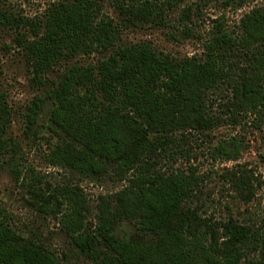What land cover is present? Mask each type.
I'll list each match as a JSON object with an SVG mask.
<instances>
[{
	"label": "trees",
	"instance_id": "trees-1",
	"mask_svg": "<svg viewBox=\"0 0 264 264\" xmlns=\"http://www.w3.org/2000/svg\"><path fill=\"white\" fill-rule=\"evenodd\" d=\"M226 1L237 7L246 2ZM114 2L133 24L160 17L164 0ZM15 20L0 11V25L12 27ZM224 24L221 18L202 55L173 58L150 42L120 45L122 30L97 0H65L52 6L45 25L25 42L39 84L57 66L75 61L52 93L50 122L57 140L49 164L89 176L111 170L126 182L114 198L100 197L95 225L78 185L42 189L32 201L59 221L92 264H264V224L216 216L215 202L198 200L208 174L199 165L176 167L192 161L194 135L238 124L245 116L264 120V6L246 14L237 30ZM96 54L103 55L97 63L83 61ZM44 101L37 98L29 107L26 130L39 120ZM217 102L223 103L218 111ZM11 123L0 85V159L18 147L7 137ZM244 148L240 138L231 137L210 153L220 162H237ZM10 164L27 184L16 158ZM228 176L237 199L252 200V190L244 193L247 172L232 170ZM122 218L155 239L119 238L115 228ZM0 264L63 262L55 251L21 236L0 205Z\"/></svg>",
	"mask_w": 264,
	"mask_h": 264
},
{
	"label": "rangeland",
	"instance_id": "rangeland-1",
	"mask_svg": "<svg viewBox=\"0 0 264 264\" xmlns=\"http://www.w3.org/2000/svg\"><path fill=\"white\" fill-rule=\"evenodd\" d=\"M65 0H0V11L16 19V25H0V85L6 93L12 110V123L7 137L18 147L10 149L9 155L0 159V205L11 215L18 233L55 251L63 264H92L72 243L59 221L32 205L35 195L48 187L63 185L80 186L88 198L86 216L95 225L99 215L101 196L114 198L126 182L118 181L113 171L102 175L89 176L54 167L48 162L51 144L57 137L50 122L53 108L52 93L63 73L74 64L57 66L43 85L35 80L32 59L24 48L39 26H44L54 4ZM122 30L120 45L141 42L152 43L159 51L173 58H186L204 53V45L214 36L218 21L224 18V26L229 31L237 30L240 20L253 8L264 6V0H246L242 7L228 6L226 0H185L168 2L164 0L160 17L145 22L131 23L114 0H97ZM103 55H93L83 59L95 64ZM45 101L37 123L26 130V114L35 99ZM222 102L215 103L216 111ZM219 106V107H218ZM238 124H226L214 130L194 135L192 141L193 158L190 163L181 160L176 167L186 169L190 164L199 165L201 173H207L206 182L198 195L202 200L213 201L211 209L218 217H230L240 222L264 224V120L256 115L245 116ZM237 137L244 142L242 158L237 161L220 162L210 153V148L225 138ZM12 156V157H11ZM12 158L20 164L22 183L14 175ZM8 160V161H7ZM175 167V168H176ZM35 173H32V171ZM245 170L249 177L246 192L252 190L254 197L245 201L237 199L229 181V171ZM239 194V193H238ZM117 236L124 240L151 242L155 234H145L138 224L128 219H120L115 228Z\"/></svg>",
	"mask_w": 264,
	"mask_h": 264
}]
</instances>
